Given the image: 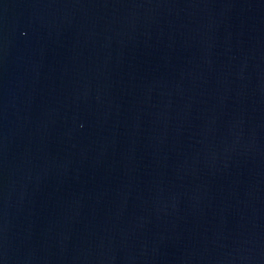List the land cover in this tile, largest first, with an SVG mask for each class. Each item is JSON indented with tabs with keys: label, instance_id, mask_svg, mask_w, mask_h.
<instances>
[{
	"label": "water",
	"instance_id": "water-1",
	"mask_svg": "<svg viewBox=\"0 0 264 264\" xmlns=\"http://www.w3.org/2000/svg\"><path fill=\"white\" fill-rule=\"evenodd\" d=\"M0 264H264V0H0Z\"/></svg>",
	"mask_w": 264,
	"mask_h": 264
}]
</instances>
